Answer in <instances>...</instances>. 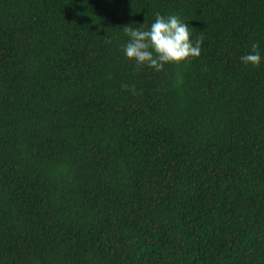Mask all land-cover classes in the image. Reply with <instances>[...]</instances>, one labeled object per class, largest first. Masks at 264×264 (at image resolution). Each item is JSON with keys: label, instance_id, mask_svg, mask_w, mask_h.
Returning a JSON list of instances; mask_svg holds the SVG:
<instances>
[{"label": "trees", "instance_id": "trees-1", "mask_svg": "<svg viewBox=\"0 0 264 264\" xmlns=\"http://www.w3.org/2000/svg\"><path fill=\"white\" fill-rule=\"evenodd\" d=\"M178 15L202 54L126 59ZM264 0H0V264H264Z\"/></svg>", "mask_w": 264, "mask_h": 264}, {"label": "clouds", "instance_id": "clouds-1", "mask_svg": "<svg viewBox=\"0 0 264 264\" xmlns=\"http://www.w3.org/2000/svg\"><path fill=\"white\" fill-rule=\"evenodd\" d=\"M123 28L128 37L123 45L126 59L137 67L146 66L155 72H162L166 65L197 59L202 54L203 39H192V29L178 15H155L150 27ZM245 66L259 67L264 62L260 45L253 42L248 54L240 57Z\"/></svg>", "mask_w": 264, "mask_h": 264}]
</instances>
